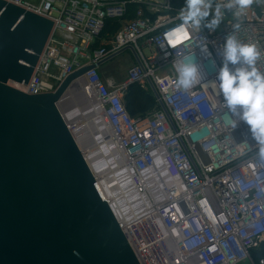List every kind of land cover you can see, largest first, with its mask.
Returning <instances> with one entry per match:
<instances>
[{
	"label": "built area",
	"instance_id": "2783aa9c",
	"mask_svg": "<svg viewBox=\"0 0 264 264\" xmlns=\"http://www.w3.org/2000/svg\"><path fill=\"white\" fill-rule=\"evenodd\" d=\"M6 1L54 21L28 84L13 86L29 94L55 91L69 75L95 63L69 89L108 127L122 171L123 165L132 170L139 194L144 178L152 182L149 197L138 198L140 209L118 220L140 263L264 264V160L249 126L221 105L223 96L212 85L236 23L234 34L257 46V66L264 70V0H254L239 19L235 9H222L215 31L199 32L179 27L186 0ZM166 34L175 49L166 45ZM205 43L207 53L200 47ZM128 47L137 58L127 78L120 84L104 80L101 63ZM191 52L203 84L177 89L173 62ZM149 80L160 107L133 116L125 96L133 84L151 88Z\"/></svg>",
	"mask_w": 264,
	"mask_h": 264
},
{
	"label": "water",
	"instance_id": "95a60500",
	"mask_svg": "<svg viewBox=\"0 0 264 264\" xmlns=\"http://www.w3.org/2000/svg\"><path fill=\"white\" fill-rule=\"evenodd\" d=\"M53 26L0 0V264H141L60 107L95 63L55 91L11 85L28 84Z\"/></svg>",
	"mask_w": 264,
	"mask_h": 264
},
{
	"label": "clouds",
	"instance_id": "9594fccd",
	"mask_svg": "<svg viewBox=\"0 0 264 264\" xmlns=\"http://www.w3.org/2000/svg\"><path fill=\"white\" fill-rule=\"evenodd\" d=\"M254 0H227L218 3L216 0H186L177 15L183 26L199 32L201 28L215 31L223 21L222 9L233 10L237 19L243 16ZM240 24L232 25L233 33L230 34L222 47L223 64L220 67L215 86L216 96H223L221 105L231 114L244 121L256 141L258 156L264 160V70L257 63L261 52L255 44L243 43L234 34ZM188 36V33H185ZM166 45L172 49L177 47L170 34H166ZM163 48L165 43H161ZM201 50L208 52L207 45L200 44ZM176 73L175 87L185 91L203 84V74L195 62L193 52L185 54L173 62ZM235 121L234 127L237 123ZM78 255V253H76Z\"/></svg>",
	"mask_w": 264,
	"mask_h": 264
},
{
	"label": "bare ground",
	"instance_id": "6f19581e",
	"mask_svg": "<svg viewBox=\"0 0 264 264\" xmlns=\"http://www.w3.org/2000/svg\"><path fill=\"white\" fill-rule=\"evenodd\" d=\"M84 101L71 87L61 103V111L71 126L77 146L84 152L90 169L98 178L99 186L119 220L125 213L140 209L138 198L149 197L153 189L152 182L144 178L145 186L142 187L145 190L139 194L140 186L132 170L128 165H123L126 169L122 171L108 127L90 115Z\"/></svg>",
	"mask_w": 264,
	"mask_h": 264
},
{
	"label": "trees",
	"instance_id": "16d2710c",
	"mask_svg": "<svg viewBox=\"0 0 264 264\" xmlns=\"http://www.w3.org/2000/svg\"><path fill=\"white\" fill-rule=\"evenodd\" d=\"M134 5H129V9L133 10ZM109 26L111 23L108 24ZM127 107L133 116H147L160 107L157 102L156 95L151 88H142L139 84L131 85L125 96ZM264 252V243L262 245Z\"/></svg>",
	"mask_w": 264,
	"mask_h": 264
},
{
	"label": "rangeland",
	"instance_id": "374dc122",
	"mask_svg": "<svg viewBox=\"0 0 264 264\" xmlns=\"http://www.w3.org/2000/svg\"><path fill=\"white\" fill-rule=\"evenodd\" d=\"M134 63H135V56L133 52L128 49L116 55L115 57L107 60V62L105 63V66L102 68V72L110 76H113L117 80V83L120 84L123 80L127 78L128 69ZM100 72H101V69H100ZM12 84L13 82H11V85ZM78 101H80L79 98H78ZM81 115H82V112H81Z\"/></svg>",
	"mask_w": 264,
	"mask_h": 264
},
{
	"label": "crops",
	"instance_id": "0c3cea01",
	"mask_svg": "<svg viewBox=\"0 0 264 264\" xmlns=\"http://www.w3.org/2000/svg\"><path fill=\"white\" fill-rule=\"evenodd\" d=\"M27 1H29V2H31V3H33V4H38V3L40 2V0H27ZM106 62H107V61L103 62V63L101 64V66H100L101 74H102L104 80L109 79V80H113L115 83H117V80H116L113 76H110V75H108V74L102 72V68L105 66V63H106ZM117 84H118V83H117ZM127 93H128V92H127ZM125 101H126V100H125Z\"/></svg>",
	"mask_w": 264,
	"mask_h": 264
}]
</instances>
